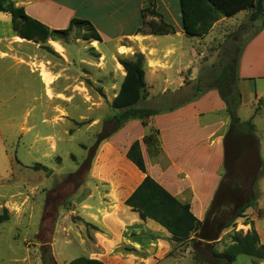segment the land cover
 <instances>
[{
  "label": "rangeland",
  "instance_id": "374dc122",
  "mask_svg": "<svg viewBox=\"0 0 264 264\" xmlns=\"http://www.w3.org/2000/svg\"><path fill=\"white\" fill-rule=\"evenodd\" d=\"M252 27L246 14L234 23L217 24L205 35L198 42L202 63L196 73V85L179 92L180 99H188L215 84L227 61V50L235 42L233 32L245 30L238 38L241 49L232 51L237 56ZM83 32V28L74 26L67 36L54 39L61 51H56L50 41L22 45L32 60H38L37 65L31 64L32 69L40 72L45 70V64L57 74L54 88L60 94L53 100L45 99L39 76L31 68L0 60V193L28 196L21 215H13L12 221H0V264H50L43 260L44 250L37 234L47 192L64 181L75 190L57 207L59 230L50 249L52 257L55 253L54 264H69L71 259L84 257V250L90 247L89 243L65 245V226L84 225L90 229L101 225L109 227L110 234L116 233L120 245L106 254L105 264H149L150 260L138 257L136 236L164 237L159 224L153 220H149L151 224L142 223L123 200L136 185V167L126 158L121 143L135 138L136 124H126L128 120L118 124L114 118L118 111L111 103L125 74L118 60L133 55H128V50L117 55L115 48L86 39ZM234 76L238 83L237 71ZM255 78L256 88L264 90V79ZM243 79V101L237 114L240 122H246L241 125L242 134H233L229 128L222 182L204 229L182 243L172 241L170 236L172 247L155 264H264V260L244 254H238L232 263L217 262L214 256L230 244L234 232L245 233L253 228L260 243H264V135H259L264 98L253 101V112L258 116L251 121L248 102L253 87L248 83L253 82ZM148 84L145 91L151 96L136 106H168L161 103L160 84L154 83L152 89H148ZM102 135L87 167L84 161L89 150ZM35 163L50 171L34 169ZM4 178L7 180L2 181ZM0 219H9L6 211ZM211 240L215 246L206 243ZM21 257L27 258L22 261Z\"/></svg>",
  "mask_w": 264,
  "mask_h": 264
},
{
  "label": "crops",
  "instance_id": "0c3cea01",
  "mask_svg": "<svg viewBox=\"0 0 264 264\" xmlns=\"http://www.w3.org/2000/svg\"><path fill=\"white\" fill-rule=\"evenodd\" d=\"M13 1L17 6H22L27 15L51 29L66 28L72 18L88 20L99 33L101 37L99 42L107 48H115L117 55L124 54L125 50H128V55L141 53L144 56L145 84L150 83L148 89H152L154 83H159L161 86V103L164 101L165 104H169L168 106L151 108L155 109L156 113L148 118V124L159 129L162 154L157 157L148 155L142 142L147 127L143 126L141 120L137 118L130 119L126 123L136 124V135L131 141L125 140V144H123L124 142L121 143L122 151L126 153L132 141L139 140L146 174L150 175L180 201H188L192 213L200 221H204L212 208V203L222 182V170L226 158L225 136L229 129V117L225 112V102L215 88L195 94L188 99H180L182 97L178 94L179 92L184 93L196 85V73L199 64L202 63L200 60L202 52L198 48V42L205 36H187L184 33L179 0ZM150 3H153V9L159 16L147 15L145 20H157L158 17H161L174 27V33L152 34L147 26L142 25L141 10L148 7ZM248 13L247 10H243L231 17L221 16L208 33L217 24L225 21L234 23L239 16L248 15ZM48 41L53 43L56 51L62 50L57 41L51 39ZM23 44L35 45L36 43L17 36L12 29L10 14L0 11V60L8 59L12 65L22 64L31 68V64H35L38 60L30 58L28 52L23 50ZM55 44L60 47V50L56 49ZM44 61L48 62L49 60L44 58ZM44 66L45 70L43 71L51 78L48 84L40 75L41 71H35L32 68L30 71L38 74L40 85H42L46 96L45 99L53 100L55 96L60 94L54 88L57 74L45 64ZM237 73L240 78L237 83L240 92L243 78L245 81L253 82L248 83L253 87L248 102L250 106L249 119L252 121L254 117L258 116L254 115L253 101L257 98H264L262 96L264 90H262L263 92L258 90L255 84V77L264 79V28L244 45L240 52ZM48 89L51 95H47L50 93ZM150 96L151 92L147 91L146 96L142 99H147ZM242 97L241 92L239 107L243 101ZM172 102L176 104H172ZM261 115L259 135H264V111L261 112ZM108 142H111V139ZM143 177L144 173L136 168V185L134 188ZM3 180H7V178ZM134 188L123 197V200ZM26 197L28 198L27 195L22 196L21 193L6 194L2 191L0 193V214L6 211L9 219H0V221H12L13 215H21ZM136 217L142 223L151 224L149 223L150 219L141 220L137 212ZM56 220L50 249L54 244V235L59 230ZM107 228L109 227L101 225L90 229L84 225L62 227L65 236L64 244L75 243L82 246L89 243L90 247L88 250H84L83 256L99 259L105 264L106 254L120 245L117 234L115 233L116 236L110 234ZM161 228L164 236L162 239L151 234L143 239L136 236V252L140 255L138 257L143 260H150L149 264H155L158 260L166 257L164 253L172 247L169 239L170 233L163 227ZM206 243L215 246L214 240L206 241ZM99 249L102 252L96 251ZM45 250L46 247H44ZM26 258L21 257V260H26ZM10 260L13 261L14 259Z\"/></svg>",
  "mask_w": 264,
  "mask_h": 264
},
{
  "label": "trees",
  "instance_id": "16d2710c",
  "mask_svg": "<svg viewBox=\"0 0 264 264\" xmlns=\"http://www.w3.org/2000/svg\"><path fill=\"white\" fill-rule=\"evenodd\" d=\"M179 4L182 28L187 36L203 37L221 16L231 17L243 10L249 12L247 19L251 26H253L250 29L253 31L245 39L244 45L264 28V0H179ZM0 11L10 14L12 29L17 36L35 43L43 44L49 39L63 38L70 33L74 26L83 28L84 38L101 41V37L95 27L85 19L72 18L66 28L51 29L27 15L23 7L17 6L13 0H0ZM147 15L159 16L153 9V3H150L148 7L141 10L142 25L147 26L150 33L162 35L175 32L174 27L161 17H158L157 20L146 21ZM244 31V29H238L233 32L232 36L236 37L235 42L227 50V61L222 66L220 74L216 77L215 84L202 88L197 93L199 94L210 88L218 90L222 100L225 102V112L229 117V128L233 134H242L241 125L246 122H240L237 115V107L241 102V93L237 88L234 76L235 71H237L241 51L237 56L232 55V51L241 49V43L238 41V38L240 33ZM118 61L123 67L125 74L119 90L111 103L113 109L118 111L114 115V118L118 124H122L129 119H140L142 125L147 127V132L142 137V142L149 156L157 157L162 154L159 129L148 124V118L155 114L156 110L136 106L140 99L146 96L143 68L144 56L141 53H134L130 59L122 58ZM247 124L250 126L251 122L248 121ZM231 131L228 129L225 136V151L226 137ZM103 137V135L100 136L95 145L89 150L88 156L84 161L87 167H89L94 152ZM126 158L139 171L144 173V177L140 183L124 200V204L137 212L140 219L155 221L170 233L171 240L176 243L189 241L193 233L204 229L205 220L200 221L192 213L188 201H180L150 175L146 174L139 140H134L130 144L126 152ZM33 168L50 171L48 167L40 163L33 164ZM74 190L75 187H71V183L64 181L47 192L40 230L37 234L38 239L42 243L43 250L46 247L42 255L44 262L48 260L50 264L55 263L51 255L50 244L57 216V207ZM214 201L212 206L214 205ZM245 207L243 206L242 208ZM238 254L264 260V243H260L255 229L251 228L245 233L234 232L231 234L230 244L223 251L215 252L214 256L217 262L232 263ZM69 264L104 263L96 258L77 257L71 259Z\"/></svg>",
  "mask_w": 264,
  "mask_h": 264
},
{
  "label": "bare ground",
  "instance_id": "6f19581e",
  "mask_svg": "<svg viewBox=\"0 0 264 264\" xmlns=\"http://www.w3.org/2000/svg\"><path fill=\"white\" fill-rule=\"evenodd\" d=\"M55 47H56L57 50H60V47H59L57 44H55ZM40 75L42 76L43 80H44L47 84L51 81V78L49 77V75H48L47 73H45V72L43 71V69L41 70Z\"/></svg>",
  "mask_w": 264,
  "mask_h": 264
}]
</instances>
